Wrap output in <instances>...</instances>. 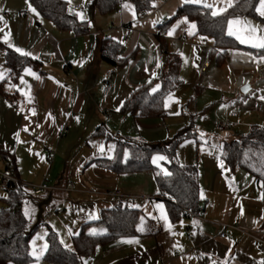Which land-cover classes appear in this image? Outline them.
<instances>
[{
    "label": "crops",
    "instance_id": "1",
    "mask_svg": "<svg viewBox=\"0 0 264 264\" xmlns=\"http://www.w3.org/2000/svg\"><path fill=\"white\" fill-rule=\"evenodd\" d=\"M63 1L68 4L69 13H83L84 19L79 20L87 23L84 33L59 28L42 16L30 0L27 3L26 0H0V9H3L0 11L3 18L0 21V45L14 51L3 41L7 33L14 47L31 53L27 57L39 63L37 69L25 67L38 78L25 73L24 68L15 83L4 82L10 70L5 63V50L0 46V73L4 77L0 79V87L3 85V91L7 93L4 95L0 89V165L5 168V159L9 158L22 182L33 185L47 183L55 187L38 196L30 189L24 190L23 210L29 212L31 229H36L33 236L40 232L42 237L39 245L30 243V251L44 243L48 245L50 232H54L59 241H64V247L67 245L74 251V238L82 231L92 237L108 234L105 227L98 224L102 213L125 204L137 213L134 234L96 244L80 264H213V261L216 264H257L264 261L263 191L249 172L242 168L231 169L222 158V147L236 138L234 132H227L229 138L219 141V154L214 159L205 154L200 160L198 154L195 164H184L197 168L199 206L203 207L200 218H191L183 211H174L171 215L166 202L159 197L154 172L118 174L109 168L118 142L137 146L165 144L186 131V138L179 146L190 138L201 143L193 122L175 138L158 143H148L142 137L132 136L123 130L126 118L131 117L133 122L140 119L121 112L133 92L146 85L150 89L155 84L161 87L151 94L162 89L159 77L163 51L180 57L181 83L193 79L198 82L213 68V64L214 72L221 68L226 79L232 78L236 92L248 85L250 89L246 94L241 91L247 95L254 84L264 83L260 74L264 62L251 58L259 57L264 50L241 45L231 37L233 43L226 52L215 48L213 39L199 32L189 11L179 13L187 7L211 10L183 3V0H153V9L142 16L137 14L134 3L128 0H122L118 9L109 14L92 10L94 0ZM240 1L233 0V6ZM76 2H81L86 9L81 7L75 11L74 8L78 7ZM207 2L217 8L224 6L221 0ZM124 3L133 6L134 17L132 11L122 7ZM29 5L35 12L29 11ZM185 17L197 25L195 34L191 36L187 33V24L182 22ZM234 17L237 16L229 18ZM238 17L264 27V18L256 11L254 16ZM165 19L169 22L163 25ZM174 25L177 26L169 36L167 33ZM201 36L206 39L201 41ZM106 40L120 46L117 57L123 61L121 66H113L103 59ZM205 63L208 66L203 70ZM153 72L156 74L154 77ZM108 75L113 77V90L106 97L103 81ZM21 77L25 81L23 84ZM211 79L216 80L217 77L213 75ZM17 89L28 95H21ZM198 90L200 92V88ZM261 97H264V92L248 102L264 109ZM222 100L216 99L218 102ZM231 113L227 119L233 121L238 118V115L231 118ZM63 124L68 125L69 133L60 137L59 128ZM254 125L264 127L259 124L251 127ZM98 144L104 145L103 154L97 151ZM108 145H114L112 159H108ZM217 157L223 168L219 166ZM70 184L74 185L72 190L67 189ZM115 190L127 197L114 198L104 194ZM156 203L164 205L170 230L165 228L159 210L155 209ZM3 207L0 206V210ZM93 213L95 218L89 219ZM137 225L141 231H137ZM89 229H97L98 234L90 235ZM99 229H104V232L100 234ZM69 230L72 235H69ZM221 232L225 233L223 239L219 237ZM133 238L138 243L124 242ZM68 247L65 248L68 250ZM47 251L48 247L39 261L31 256L30 264H54L46 260Z\"/></svg>",
    "mask_w": 264,
    "mask_h": 264
},
{
    "label": "trees",
    "instance_id": "2",
    "mask_svg": "<svg viewBox=\"0 0 264 264\" xmlns=\"http://www.w3.org/2000/svg\"><path fill=\"white\" fill-rule=\"evenodd\" d=\"M122 0H94L91 9L101 14H109L118 9ZM134 3L137 14L145 15L153 9V0H128ZM258 0L240 1L229 8L224 14L213 17L204 9L187 7L179 13L193 17L198 25L199 32L212 38L215 48H222L225 52L233 41L224 34L226 19L231 16H254L255 4ZM32 6L45 18L53 21L59 28L72 30L82 34L87 30V23L80 21L75 14L68 11V4L63 0H30ZM5 50V63L10 73L4 81L13 84L19 78L26 66L38 68L39 63L27 56H21L15 51L0 45ZM120 46L111 40L105 41L103 59L113 66H121L117 54ZM181 59L179 56L163 51V63L160 73L162 89L151 94L149 86H143L133 92L125 101L121 112L140 118H161L167 112L164 109V97L181 84L179 70ZM3 85L0 89L3 91ZM4 93V91H3ZM7 96V93H4ZM184 131L177 139L157 145H134L118 142L114 158L109 163V168L118 174L152 171L160 190L162 198L171 215L174 211H183V208L196 210L200 205L199 183L197 168L194 165H184L177 160L179 144L186 138ZM127 150L128 157L124 158ZM261 153H264V127L254 125L249 133L239 138L226 142L222 147V158L231 168H242L249 172L255 179L264 194V167H262ZM162 154L167 157L166 163L169 176L162 174L152 163V156ZM7 158V157H6ZM6 167L14 170L13 161L5 159ZM7 197L6 205L0 210V264H30L32 257L30 241L36 229H31L28 218L24 215L23 204L25 192L23 188L17 190H5ZM137 213L127 205L121 204L117 208L102 213L98 224L107 230L104 236H87L82 231L74 238V251L67 250L54 232L48 234V251L46 260L54 264H80L85 255L90 254L96 244L108 242L116 237L134 234ZM97 224V223H96Z\"/></svg>",
    "mask_w": 264,
    "mask_h": 264
},
{
    "label": "rangeland",
    "instance_id": "3",
    "mask_svg": "<svg viewBox=\"0 0 264 264\" xmlns=\"http://www.w3.org/2000/svg\"><path fill=\"white\" fill-rule=\"evenodd\" d=\"M76 5L86 9V6L81 2H76ZM212 67L206 75L198 79V82L194 81L195 79L182 81L180 86L170 92L172 98L169 100L168 107L165 108L164 106L167 112L165 118H140L133 122L132 118L129 117L126 118L123 130L132 136L142 137L148 143H158L175 138L184 129L190 127L193 122L201 143L196 142L195 138L186 139L179 146L177 156L182 164H195L198 154L200 160H203L205 154L209 159H214L219 154V141L229 138L227 132L218 133L215 131L213 127L215 120H226L229 113L236 112L238 118L231 120L235 124L233 135L236 138L247 135L252 124L264 125V109H259L248 102L250 98L263 94L264 83L254 84L252 91L244 95L241 88L237 89V92L235 91L234 81L230 76L226 79L224 70L219 68L217 72H214L213 64ZM213 75L217 77L216 80L211 79ZM197 85H199L198 88ZM221 98H223L221 102L216 101V99L220 100ZM201 133L204 135L201 136ZM202 146L203 151L201 150ZM164 157L166 160L158 161V163L167 171L165 164L168 163V159L166 156ZM48 182L51 183L52 181L48 178ZM6 197L7 193L0 185V206L6 205ZM37 236H41V233L37 232L33 237ZM40 242L41 239L34 241L32 238L30 243L39 245Z\"/></svg>",
    "mask_w": 264,
    "mask_h": 264
},
{
    "label": "snow or ice",
    "instance_id": "4",
    "mask_svg": "<svg viewBox=\"0 0 264 264\" xmlns=\"http://www.w3.org/2000/svg\"><path fill=\"white\" fill-rule=\"evenodd\" d=\"M27 3V0H26ZM183 3L186 4H196V5H200L203 8H207L210 9V14L213 17L216 16H220L223 13H225L227 11L228 8H231L233 6V0H221V3L224 5L222 7H215L213 4H210L207 2V0H183ZM246 3H251V0H246ZM153 6H155L153 4ZM122 7L129 9L130 11H132L133 17L135 16V12L133 9V6L129 3H124L122 5ZM255 11L256 13L264 18V0H258V3L255 4ZM0 11H3V9H0ZM29 11L35 12V9H33L31 7V5H29ZM75 15L80 18V19H84L83 13L82 12H76ZM3 18L0 17V21H2ZM183 23L187 24V33L188 35H193L196 32L197 29V25L195 24V22H189L188 19L185 17L183 18ZM180 21L177 22V24H179ZM177 25H174L172 29H170L168 31V35L171 36L173 34V31L175 29ZM225 35H227L228 37L234 38L235 41L239 42V44L241 45H246L247 47L250 48H254V49H259V50H264V27L260 26V25H254L251 21L247 20V19H242L240 17H234V18H227L226 19V28H225ZM201 41L205 40L206 37L201 36L200 37ZM3 41L5 43L8 44V47L13 48L14 51H16L17 53H19L21 56H31L32 54L20 49V48H16L14 47V45H12L9 42V38H8V34L5 33V35L3 36ZM219 51V50H217ZM243 55H249L248 53H244ZM182 56V54H181ZM253 61L259 60L264 62V52H262V54L259 57H251ZM195 66V65H194ZM157 67H159V62H157ZM147 71V69H146ZM24 72L32 75L34 78H38L35 76V73L31 72L30 69L25 68ZM156 74L153 72L152 76L154 77ZM3 73H0V79H3ZM21 79V83H25L23 77L20 78ZM149 84H151V80L148 81ZM161 85L160 84H155L154 86H152L150 88V93H155L160 89ZM18 91L21 92V95L27 96L28 93H25L23 90L21 89H17ZM245 91H247V86H245ZM172 98V94L169 93L168 96L165 97L164 99V106L165 108L168 107V103L169 100ZM261 99H264V97H261ZM221 107H223V105H221ZM119 110V109H117ZM33 112V114L35 113V110L32 109L31 110ZM178 114V113H177ZM27 119V117H26ZM37 127H39V125H36ZM25 131H27V128L24 129ZM204 134L201 133V136H203ZM213 147H215V145H213ZM97 151L101 152L102 154L105 152V148L103 144H98L96 145ZM201 150L203 151V146L201 147ZM114 151V145H108L107 146V155H108V159H112L113 156L111 155V153ZM211 154V153H209ZM124 158L127 159L128 157V152L127 150L124 151L123 153ZM261 162H262V167H264V153H261ZM166 158L163 155H154L152 156V163L160 168L161 172H163V174L165 176H169L171 175V173H169L168 171H166L159 163L158 161H165ZM218 160V164L221 168H223V164L221 161H219V157H217ZM262 175H264V172H262ZM201 198H203V193H201ZM132 207H138L137 205H133ZM155 209L159 210V216L161 219H163L164 221V225L166 229H171V225L168 221V217L167 214L165 212V208L164 205L162 203H156L154 205ZM24 215L26 218L29 217V212L27 211V209L24 212ZM95 218V214L93 213L92 215L89 216V219H94ZM141 223H143V218H141ZM193 224H195V221L193 222ZM137 231H141V227L140 225H137ZM104 232V229H99V233L102 234ZM73 233L71 232V230H69V235H72ZM89 234L90 235H97L98 231L97 229H89ZM58 235V234H57ZM37 239H42V237L37 236V237H33V240H37ZM61 244H64V241H60ZM126 243H138V241H136L134 238L133 239H129L124 241ZM175 246V245H174ZM48 247L47 243H44L43 245H41L38 249L33 248L32 251H30L28 254L30 256H33L35 260L39 261L40 256L43 254L44 250ZM65 247H68L67 245H65ZM68 250L71 251V248L68 247ZM203 255V254H202ZM213 264H216L215 261H213ZM257 264H264V261H259L257 262Z\"/></svg>",
    "mask_w": 264,
    "mask_h": 264
},
{
    "label": "built area",
    "instance_id": "5",
    "mask_svg": "<svg viewBox=\"0 0 264 264\" xmlns=\"http://www.w3.org/2000/svg\"><path fill=\"white\" fill-rule=\"evenodd\" d=\"M80 8L75 7L74 10L78 11ZM169 22L168 19H165L162 24L166 25ZM208 66V63H205L203 70ZM260 74L264 78V67L260 69ZM103 94L108 97L112 93L113 90V77L112 75H108L104 81H103ZM231 118L237 117V113H231ZM213 127L217 132H234V124L231 122L230 119H226L223 121L215 120L213 122ZM69 133V127L67 124H63L59 128V135L60 137H64ZM0 185L3 187L4 190H17L20 188H23L24 190L30 189L32 190L33 194L35 196L41 195L46 190H53L55 187H52L48 185L47 183H42L40 185H33V184H27L22 182L16 175L13 174L12 170L5 167L1 168L0 165ZM74 188L73 184H70L67 189L72 190ZM91 192H96L94 189H90ZM106 196H111L114 198H120V197H127L123 195L120 191H108L104 193ZM203 211V207L199 206L196 210H190L187 208H183V212L191 217V218H200V213ZM235 228H237L235 226ZM220 238L225 237V233L221 232L219 235ZM190 238V236H189ZM262 248H264V243H262Z\"/></svg>",
    "mask_w": 264,
    "mask_h": 264
},
{
    "label": "water",
    "instance_id": "6",
    "mask_svg": "<svg viewBox=\"0 0 264 264\" xmlns=\"http://www.w3.org/2000/svg\"><path fill=\"white\" fill-rule=\"evenodd\" d=\"M246 86H247V89L249 90V89H250V87H249L248 85H246ZM244 89H245V86L242 88V90H241V91H242L244 94H246V93L248 92V90H247V91H245Z\"/></svg>",
    "mask_w": 264,
    "mask_h": 264
}]
</instances>
